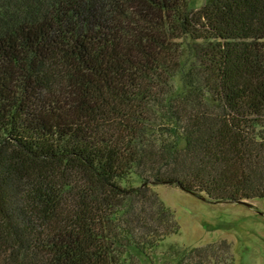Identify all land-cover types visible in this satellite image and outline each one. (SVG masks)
I'll return each instance as SVG.
<instances>
[{"label":"trees","instance_id":"16d2710c","mask_svg":"<svg viewBox=\"0 0 264 264\" xmlns=\"http://www.w3.org/2000/svg\"><path fill=\"white\" fill-rule=\"evenodd\" d=\"M191 1L0 0V264L154 262L179 232L156 184L264 199V0Z\"/></svg>","mask_w":264,"mask_h":264},{"label":"rangeland","instance_id":"374dc122","mask_svg":"<svg viewBox=\"0 0 264 264\" xmlns=\"http://www.w3.org/2000/svg\"><path fill=\"white\" fill-rule=\"evenodd\" d=\"M206 0H192L189 9L199 10ZM176 93L183 91L181 76L173 78ZM125 185H140L139 179L131 175L123 181ZM152 189L160 200L172 210L179 224L177 234L166 239L153 250V260L130 250L140 264H159L161 255L169 253V246L199 247L203 245H229L233 264H264V199L235 202H211L205 194H190L176 186L156 184ZM216 253H222L216 251ZM171 261L170 263H172Z\"/></svg>","mask_w":264,"mask_h":264},{"label":"water","instance_id":"95a60500","mask_svg":"<svg viewBox=\"0 0 264 264\" xmlns=\"http://www.w3.org/2000/svg\"><path fill=\"white\" fill-rule=\"evenodd\" d=\"M243 204L248 205L246 202H243Z\"/></svg>","mask_w":264,"mask_h":264}]
</instances>
